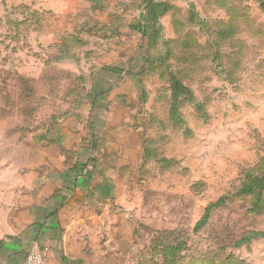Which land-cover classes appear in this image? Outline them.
I'll return each instance as SVG.
<instances>
[{"label":"rangeland","instance_id":"1","mask_svg":"<svg viewBox=\"0 0 264 264\" xmlns=\"http://www.w3.org/2000/svg\"><path fill=\"white\" fill-rule=\"evenodd\" d=\"M59 211L89 264H264V0H0V255Z\"/></svg>","mask_w":264,"mask_h":264},{"label":"crops","instance_id":"2","mask_svg":"<svg viewBox=\"0 0 264 264\" xmlns=\"http://www.w3.org/2000/svg\"><path fill=\"white\" fill-rule=\"evenodd\" d=\"M65 186L68 187V184ZM70 186L72 185L69 184ZM60 214V211L57 212L36 232L34 243L39 247L40 256L46 264H89L87 261L88 253L83 250V246H79L74 238H70L71 235L72 237L75 236L76 232L73 229L70 230V226L63 223ZM26 243H23L21 247L20 244L12 246L7 256L0 255V264H24V259L17 261L16 249L21 252L24 251L25 257Z\"/></svg>","mask_w":264,"mask_h":264},{"label":"built area","instance_id":"3","mask_svg":"<svg viewBox=\"0 0 264 264\" xmlns=\"http://www.w3.org/2000/svg\"><path fill=\"white\" fill-rule=\"evenodd\" d=\"M24 264H46V263L40 256L39 251L35 247H30L26 251Z\"/></svg>","mask_w":264,"mask_h":264}]
</instances>
